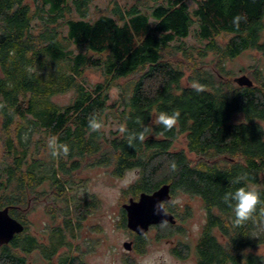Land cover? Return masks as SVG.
Segmentation results:
<instances>
[{"label": "trees", "instance_id": "16d2710c", "mask_svg": "<svg viewBox=\"0 0 264 264\" xmlns=\"http://www.w3.org/2000/svg\"><path fill=\"white\" fill-rule=\"evenodd\" d=\"M191 1L192 9L186 0H145L144 10L115 3L116 16L88 19L89 0H0V209L24 224L0 244V264H34L33 254L46 264H88L71 256L67 240L70 180L88 166L115 177L135 171L124 190L133 197L167 183L172 197L200 198L197 264H264V68L251 67L248 86L225 67L245 50L264 57V0ZM192 31L201 45L185 43ZM89 70L102 79L90 82ZM67 92V103L53 100ZM161 111L179 112L167 131L154 123ZM107 114L116 130H89L90 117L102 126ZM180 136L186 148H174ZM237 176L240 184L232 182ZM245 183L259 203L237 224L223 197ZM40 202L53 221L44 242L24 217ZM173 227L159 236L181 232ZM189 251L182 242L174 248L182 257Z\"/></svg>", "mask_w": 264, "mask_h": 264}, {"label": "rangeland", "instance_id": "374dc122", "mask_svg": "<svg viewBox=\"0 0 264 264\" xmlns=\"http://www.w3.org/2000/svg\"><path fill=\"white\" fill-rule=\"evenodd\" d=\"M145 0H89L88 19H93L100 14H109L116 16L112 12V6L116 3L121 9L137 4L141 10H144L142 2ZM189 9L194 7L191 0H186ZM147 4L153 5V2L147 1ZM186 44L201 45V41L196 38L192 31L184 40ZM179 56V55H178ZM212 57L208 55V59ZM258 65L264 68V57L253 50H245L238 56L227 59L225 67L231 71V77H237L247 74L250 77L252 66ZM189 70H187V73ZM87 78L90 82L101 80V74L94 70L87 72ZM111 100L118 97L117 88L110 90ZM72 92L56 95L53 100L57 103L64 104L70 100ZM102 128L109 132L116 130V119L107 114L102 119ZM1 134V130H0ZM174 148H186L185 139L180 136L174 143ZM3 152L2 142L0 140V158ZM136 172H127L123 177H115L109 173V169L103 166L84 167L78 171L75 182L71 186V197L84 196L90 199L91 207L87 218L80 219L81 224L76 228V234L81 230L84 235L89 230L95 235V240L87 241L80 245L82 250L76 253L81 254L84 261L88 264H197L194 253V246L200 235L202 225L205 221V211L202 201L198 197L186 194H177L173 201L178 211L182 214L179 221L181 232H172L166 236H159L157 230L152 227L148 229L144 236V244L141 251L134 248L127 250L123 247V241L130 238L126 228L119 222V210L121 203L126 202L132 194L125 193L136 179ZM40 202L24 210V217L30 233L35 234L40 242H44L48 237V228L52 225V218L47 213L46 208ZM94 204V205H93ZM72 205V202H71ZM93 206V207H92ZM188 208L189 215H185ZM180 219V218H179ZM60 221L59 219L57 220ZM76 221V219H75ZM80 223V222H79ZM46 235V237H45ZM71 243V237H67ZM78 240V238H77ZM186 243L189 246V253L186 256H178L174 253V248L178 243ZM63 248L59 249L61 252ZM264 250V247H262ZM34 264H46L38 254H33Z\"/></svg>", "mask_w": 264, "mask_h": 264}, {"label": "water", "instance_id": "95a60500", "mask_svg": "<svg viewBox=\"0 0 264 264\" xmlns=\"http://www.w3.org/2000/svg\"><path fill=\"white\" fill-rule=\"evenodd\" d=\"M234 81L240 85L252 84V80L246 74L234 77ZM169 188V184L164 183L151 193L141 192L137 200L130 198L128 203L123 204L122 207L126 210L127 227L138 234H143L151 224L174 223L173 215L165 211L161 204L163 200L169 199ZM23 229L24 224L8 214V207L0 209V244L8 242ZM123 247L130 250L131 243L124 242Z\"/></svg>", "mask_w": 264, "mask_h": 264}, {"label": "clouds", "instance_id": "9594fccd", "mask_svg": "<svg viewBox=\"0 0 264 264\" xmlns=\"http://www.w3.org/2000/svg\"><path fill=\"white\" fill-rule=\"evenodd\" d=\"M238 18L234 19L236 23ZM198 90V89H197ZM179 117V112H173L169 114L168 112H159L154 120V123L162 126L165 131L171 129L176 123ZM88 128L90 131H98L101 128V121H99L95 116H92L88 120ZM143 139V136L138 137ZM48 148L51 155H57V144L55 140H50L48 142ZM60 151L67 154L69 151L68 146H60ZM175 165H173V168ZM244 177L237 176L232 181L235 184H240ZM225 203L230 207L235 222L237 224L243 223L252 217L253 213L256 211L257 204L259 203V193L256 189L249 183H245L239 187H236L233 191L225 193L223 197Z\"/></svg>", "mask_w": 264, "mask_h": 264}, {"label": "flooded vegetation", "instance_id": "af4514ba", "mask_svg": "<svg viewBox=\"0 0 264 264\" xmlns=\"http://www.w3.org/2000/svg\"><path fill=\"white\" fill-rule=\"evenodd\" d=\"M140 193H138V195L136 197L129 196L128 200L126 202L121 203V208L119 210V222L124 217V226L123 227L126 228L127 232L129 233V236H130L128 241H123V243L124 242H130L132 249L134 248V245L138 241L137 238L139 236L143 237L145 233L138 234L137 232H135V231H133L127 227V225H126V220H127L126 210L122 207V205L125 203H128L130 198L133 200H137ZM146 193H151V192H146ZM169 193H170L169 199L163 200L161 202V204L164 206L165 211L170 212L173 215L175 222L174 223L162 222V223H157V224H151L148 226V229L154 227L157 230L156 232L159 233L161 228H162L161 230H163V228H165V226L169 225V224L174 226L173 228H180L179 221L182 219V216H181L182 214L178 211L177 207L174 204V201L172 200L173 197L171 195L170 188H169ZM71 202H72V205H71ZM91 202L92 201H90V199L87 198L86 196H84L83 199L81 197H75V196L71 197V180H70V185H69V218L71 219V229H70V232L68 233V236L71 237V256L77 255L76 252L79 250L80 251L82 250V247L80 245H84V243H87V241L89 242L93 239L95 240V235H93V233L90 230H89V233L86 231L84 235L81 233V230H79V232L76 234V228H78L80 226L81 221L83 219L87 218V216L89 214H91V211H90ZM77 210L81 211L83 213L82 214V220L80 221V223H76V221H75V215H76ZM88 212H89V214H87ZM59 222H61V221H59ZM77 238H78V240H77ZM86 239H87V241H86ZM123 243H122V245H123Z\"/></svg>", "mask_w": 264, "mask_h": 264}]
</instances>
